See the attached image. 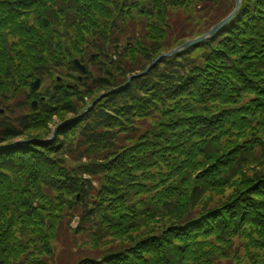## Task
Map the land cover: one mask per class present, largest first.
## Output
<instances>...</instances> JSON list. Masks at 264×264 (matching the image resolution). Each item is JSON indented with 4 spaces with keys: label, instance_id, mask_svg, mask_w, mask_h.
<instances>
[{
    "label": "trees",
    "instance_id": "trees-1",
    "mask_svg": "<svg viewBox=\"0 0 264 264\" xmlns=\"http://www.w3.org/2000/svg\"><path fill=\"white\" fill-rule=\"evenodd\" d=\"M234 8L0 0V264H51L75 217L95 252L72 264H264V0L137 76Z\"/></svg>",
    "mask_w": 264,
    "mask_h": 264
},
{
    "label": "rangeland",
    "instance_id": "rangeland-1",
    "mask_svg": "<svg viewBox=\"0 0 264 264\" xmlns=\"http://www.w3.org/2000/svg\"><path fill=\"white\" fill-rule=\"evenodd\" d=\"M198 10H200L199 8H198ZM197 16H199V15H197ZM121 19H123V17H121L120 16V20ZM128 21H130V19L128 18L127 19ZM50 23V22H49ZM61 24H63L64 23V21L62 20L61 22H60ZM101 23H103V21L101 20ZM51 24L53 25L52 26V29L53 30H55V29H57V30H60L61 29V25L59 26V22H56V21H54V22H51ZM207 33V32H206ZM205 33V34H206ZM204 34V35H205ZM201 36H203V35H201ZM201 36H197V37H193L192 39H189V40H194V39H196V38H199V37H201ZM216 36V35H215ZM214 36V37H215ZM187 42V41H186ZM185 42V43H186ZM185 43H183L182 45H184ZM181 45V46H182ZM122 46H123V44H122ZM195 46V45H194ZM83 47L84 48H86V46H84L83 45ZM121 47V46H120ZM179 46H177L176 48H171V49H173V50H171V51H169V52H167V53H163V54H161L160 56H162V55H164V54H168V53H170V52H172V51H174L175 49H177ZM193 47V46H192ZM192 47H190L189 49H191ZM88 48H89V51H94V48L93 47H90V46H88ZM122 48V47H121ZM189 49H187V50H189ZM187 50H185V51H187ZM93 54H94V52H92ZM79 56H81V55H79ZM160 56H158L157 58H155V60L154 61H156ZM167 58H170V57H167ZM93 59H95V56H93ZM76 61V60H78L80 63H81V59H79V58H74L73 59V61ZM153 61V62H154ZM160 61V60H159ZM152 62V63H153ZM83 64H85L84 62H82ZM151 63V64H152ZM150 64V65H151ZM149 65V66H150ZM48 66L49 67H51L50 69H52V70H54V66H52V63L51 62H48ZM148 66V67H149ZM147 67V68H148ZM66 68V67H65ZM146 68V69H147ZM62 72H64L65 73V71H62ZM143 73V72H142ZM141 73V74H142ZM141 74H139L138 76H143V75H141ZM74 76H76V78H78L80 81H82V83H83V77H85V76H82V77H80L79 75H77V74H74ZM130 79V78H129ZM129 79H128V82H127V84L130 82L129 81ZM37 80H41V79H37ZM36 80V81H37ZM57 80V83L58 84H63V82H64V80H63V78L60 76V75H56V78H54V81H56ZM36 81H33L31 84H30V86H29V90H30V87H31V85L33 84V83H35ZM42 81V80H41ZM79 81V82H80ZM66 86V88L68 89V90H70V91H72L74 88H75V86L74 85H70V84H66L65 85ZM124 86H126V85H124ZM50 88L51 89V85H49V83L48 82H43L42 81V85H41V89L37 92V93H35V94H39V93H41L42 92V90H44L45 88ZM56 87H55V85H53V89H55ZM119 90H121V88H119V89H117V90H114V91H112V92H110V93H104V94H101V95H99L97 98H95L94 100H93V102H91L89 105H88V107H87V109L89 108V106L91 105V104H93L94 102H96L93 106H92V108L94 107V106H96L97 104H99L100 102H102L104 99H106L108 96H110L111 94H113V93H115V92H117V91H119ZM30 92V91H29ZM43 100L45 101L46 100V98H43ZM34 102H36L37 103V106H36V109L38 108V101L37 100H32V103H34ZM92 108L89 110V111H87L86 112V110L87 109H85V111L83 112V114L80 116V117H82V116H85L86 114H88L91 110H92ZM1 110H3V109H1ZM3 113H4V110H3ZM61 119H60V117H55L54 118V120H53V123L50 125V128H51V130H52V134H51V137H50V139L48 138L47 139V141L48 142H50V141H52L54 138H55V136H56V134H57V132H58V129L63 125V124H60L61 122ZM18 143L19 142H17V145H18ZM20 144V143H19ZM66 222H68V220H66ZM78 225H79V219L77 218V217H75L74 219H73V222L72 223H70V225H69V227L68 226H66V225H64L63 226V228H66L65 230L63 229L61 232L62 233H60V237L58 238V239H56L54 242H52L53 243V247H54V250H55V254H54V259L51 261V264H72V258H73V256H74V254H76L77 252H79V251H81V250H84V252H86V253H90V252H95V250L93 249L94 248V246H86V244H87V240H89V239H87L85 236H84V234H82V233H80V234H76V236L74 235V233L72 232L73 230H77V227H78ZM70 228H72L73 230L72 231H67V229H70ZM151 228H153V227H151ZM113 244H118V242H115V241H109L108 243H107V245H106V247L105 248H107V247H109V246H111V245H113ZM103 245L102 246H100V248L101 249H98V250H104L103 249ZM84 252H83V254H84ZM245 253V251L244 250H242V251H240V255L242 256L243 254ZM244 262H245V264H247V261L246 260H244ZM233 264H240L239 262H235V263H233Z\"/></svg>",
    "mask_w": 264,
    "mask_h": 264
},
{
    "label": "water",
    "instance_id": "water-1",
    "mask_svg": "<svg viewBox=\"0 0 264 264\" xmlns=\"http://www.w3.org/2000/svg\"><path fill=\"white\" fill-rule=\"evenodd\" d=\"M242 2L243 0H235V8L234 10L231 12V14L225 18L224 20H222L219 24H217L216 26H214L207 34L196 38L194 40L188 41L187 43H185L184 45L178 47L177 49H175L174 51L168 53V54H164L162 56H160L156 61H154L141 75H145L151 68H153L158 62L159 60H161L164 57H171L173 55H176L180 52H183L184 50L189 49L190 47L201 43L203 41L209 40L211 38H213L219 31H221L226 25H228L232 20H234V18L237 16V14L239 13L241 7H242ZM75 66L83 73L86 74L87 73V69L85 66H83L78 60H76L74 62ZM132 78L129 79V81H131ZM41 85H42V81L38 80L35 83H33L30 87V92L31 93H37L40 89H41ZM96 102H94L93 104H91L89 106V108L86 110L89 111L92 106L95 104ZM37 103L34 102L33 107L34 109H36ZM21 143V142H19ZM18 143V144H19Z\"/></svg>",
    "mask_w": 264,
    "mask_h": 264
}]
</instances>
